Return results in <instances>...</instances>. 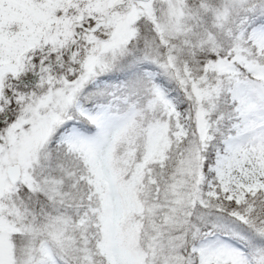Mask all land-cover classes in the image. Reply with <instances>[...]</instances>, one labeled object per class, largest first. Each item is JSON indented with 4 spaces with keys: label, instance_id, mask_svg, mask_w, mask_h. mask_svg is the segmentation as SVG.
I'll use <instances>...</instances> for the list:
<instances>
[{
    "label": "snow or ice",
    "instance_id": "obj_1",
    "mask_svg": "<svg viewBox=\"0 0 264 264\" xmlns=\"http://www.w3.org/2000/svg\"><path fill=\"white\" fill-rule=\"evenodd\" d=\"M0 264H264V0H0Z\"/></svg>",
    "mask_w": 264,
    "mask_h": 264
}]
</instances>
